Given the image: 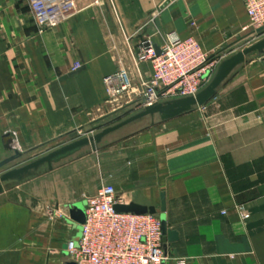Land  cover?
Returning a JSON list of instances; mask_svg holds the SVG:
<instances>
[{
  "label": "crops",
  "instance_id": "obj_1",
  "mask_svg": "<svg viewBox=\"0 0 264 264\" xmlns=\"http://www.w3.org/2000/svg\"><path fill=\"white\" fill-rule=\"evenodd\" d=\"M77 1V16L43 28L25 0H0V162L13 144L33 152L115 114L107 75L126 71L136 101L151 74L136 59L144 38L158 47L169 33L192 36L222 59L261 38L242 31V0ZM74 62L83 69L61 80ZM111 134L24 183H0V264L71 262V206L107 183L124 203L157 210L165 194L178 240L164 264H264V57L249 58L207 104L103 142Z\"/></svg>",
  "mask_w": 264,
  "mask_h": 264
},
{
  "label": "built area",
  "instance_id": "obj_2",
  "mask_svg": "<svg viewBox=\"0 0 264 264\" xmlns=\"http://www.w3.org/2000/svg\"><path fill=\"white\" fill-rule=\"evenodd\" d=\"M25 1L35 22L43 28H52L82 11L77 0ZM242 1L248 18L242 31L251 36L264 33V0ZM158 48L159 53L149 38L138 44L137 61L149 62L151 66L150 77L139 84V109L158 101L194 95L208 83L222 60L221 56L204 52L192 36L180 38L169 33ZM79 67L80 63L74 62L71 70ZM103 80L114 97L123 95L130 99L135 95L124 70ZM12 148L19 151L16 144ZM117 203H124L123 198L110 183L86 196L80 237L66 243L70 260L75 264H164L168 253L158 216L118 212L114 208ZM241 211L242 217L247 218L248 214ZM177 264L188 263L178 260Z\"/></svg>",
  "mask_w": 264,
  "mask_h": 264
},
{
  "label": "water",
  "instance_id": "obj_3",
  "mask_svg": "<svg viewBox=\"0 0 264 264\" xmlns=\"http://www.w3.org/2000/svg\"><path fill=\"white\" fill-rule=\"evenodd\" d=\"M173 0H165L162 4V8L165 7L169 2ZM260 31V30H258ZM156 52L159 53V48L155 46ZM256 53L258 56L264 57V36L260 39L256 40L252 44L244 47L241 50L223 58L214 74L208 81V83L202 87L197 93L194 95L181 96L176 98H171L167 100H162L155 102L151 105H148L134 114L126 117L125 119L104 127L99 132L82 139H79L73 143L64 145L44 157L36 159L28 164H25L18 168H10L3 172L0 175V183L7 181L9 179L15 178L38 165L46 162L49 167L51 166L52 159L63 155L67 152L75 150L84 145H90L92 150L96 149V146L101 142V140L110 133H113L131 123L142 120L143 118L148 117L151 122L154 120L165 121L168 119H172L181 114L189 112L196 107H201L209 102V100L216 94L218 88L221 84L227 80L230 76H232L238 68L248 61L249 55ZM83 67H79L75 70H72L68 74L61 77V80L66 79L77 72L81 71ZM21 156V153L14 150L13 154L5 158L0 162V168L9 164L13 160H16ZM85 200L72 204L70 210L71 218L77 223V235L74 237V241H77L80 237L81 233V225L85 220L84 213ZM114 208L118 212H130L135 214H154L157 215L161 224V233H162V242L164 248L167 251L168 243L174 242L178 240V232L176 230H172L167 227L166 223V202H165V194L163 192L160 193V206L159 210H157L154 206H146L140 205L134 202L128 203H117L114 205ZM68 264H75L73 261Z\"/></svg>",
  "mask_w": 264,
  "mask_h": 264
},
{
  "label": "rangeland",
  "instance_id": "obj_4",
  "mask_svg": "<svg viewBox=\"0 0 264 264\" xmlns=\"http://www.w3.org/2000/svg\"><path fill=\"white\" fill-rule=\"evenodd\" d=\"M244 33L247 34L246 32H244ZM263 35H264V33L258 34L257 36L262 37ZM247 37H248V35H246L244 37L245 40L247 39ZM251 40H253V38L250 39L249 41H251ZM256 55H257L256 53H253V54L249 55L248 59L252 58V57H256ZM115 100H116L115 104H116L117 109L115 111V114H113L112 116L105 118V119L98 120L92 124H89V125L85 126L84 128L80 129L79 131H76L73 134L69 135L68 137L63 138L61 140H58L57 142L53 143L49 147H44V148L38 149V150L33 151V152L21 153L20 158H18L15 162L9 163V164L0 168V175L10 168L21 167V166L28 164V163L36 160V159H39L41 157L46 156L50 152H52V151H54V150H56V149H58L64 145L73 143V142H75L79 139L85 138V137H89V136L99 132L104 127L113 125V124L125 119L126 117H128V116H130V115H132L135 112L140 110L138 108L137 102L133 99V96L131 97V99H129V98L121 95V96L115 97ZM149 121H150V119L148 117L143 118L136 125H131V126L128 125L127 127L120 129V131L113 132L111 135L106 137L103 142H107L109 140L119 138V136L122 137L123 135L128 133L130 130H133L135 128H139L143 125L148 124ZM101 142L99 144H101ZM76 150H78L76 153H74V154L72 153V155H68L69 157L64 158V160H68L69 158H73V157L80 155L82 153L83 154L88 153L91 150V148H90V145H84L82 147L77 148ZM57 160H58L57 157L52 159L50 167H49L48 163L44 162V163L38 165L37 167H34V168H32L26 172H23L19 176L6 181L7 183H5V186H7L6 184H8V185L21 184V183L26 182L30 178L42 175L45 172H47L49 169H51L53 166V162H56Z\"/></svg>",
  "mask_w": 264,
  "mask_h": 264
}]
</instances>
